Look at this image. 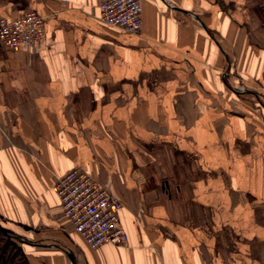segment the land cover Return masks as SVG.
<instances>
[{
    "label": "crops",
    "instance_id": "0c3cea01",
    "mask_svg": "<svg viewBox=\"0 0 264 264\" xmlns=\"http://www.w3.org/2000/svg\"><path fill=\"white\" fill-rule=\"evenodd\" d=\"M98 5L0 0L45 18L35 50L0 46V216L31 264H264V0H142L137 34ZM73 169L120 201L125 247L65 217Z\"/></svg>",
    "mask_w": 264,
    "mask_h": 264
},
{
    "label": "built area",
    "instance_id": "2783aa9c",
    "mask_svg": "<svg viewBox=\"0 0 264 264\" xmlns=\"http://www.w3.org/2000/svg\"><path fill=\"white\" fill-rule=\"evenodd\" d=\"M99 20L106 25L137 34L142 28V0H99ZM45 38V18L36 11L0 20V46L36 49ZM54 191L63 214L93 249L104 244L125 247L128 234L121 225L120 201L91 174L73 169L56 179Z\"/></svg>",
    "mask_w": 264,
    "mask_h": 264
},
{
    "label": "trees",
    "instance_id": "16d2710c",
    "mask_svg": "<svg viewBox=\"0 0 264 264\" xmlns=\"http://www.w3.org/2000/svg\"><path fill=\"white\" fill-rule=\"evenodd\" d=\"M6 220L0 216V264H31L15 233L4 229Z\"/></svg>",
    "mask_w": 264,
    "mask_h": 264
},
{
    "label": "rangeland",
    "instance_id": "374dc122",
    "mask_svg": "<svg viewBox=\"0 0 264 264\" xmlns=\"http://www.w3.org/2000/svg\"><path fill=\"white\" fill-rule=\"evenodd\" d=\"M3 225H5V228H7L8 230H10V231H12V232H14L15 233V236L16 235H21V239H25V237H23V235L25 234H22V232H20V230L18 229V228H16V227H14L13 225H9L8 223H5V224H3ZM21 233V234H20ZM15 239H16V237H15ZM21 239H16L19 243H21V245L24 243V241H22ZM26 240V239H25ZM26 242H30V241H27L26 240Z\"/></svg>",
    "mask_w": 264,
    "mask_h": 264
},
{
    "label": "water",
    "instance_id": "95a60500",
    "mask_svg": "<svg viewBox=\"0 0 264 264\" xmlns=\"http://www.w3.org/2000/svg\"><path fill=\"white\" fill-rule=\"evenodd\" d=\"M23 227H24V229H26V230H29V229H30V227L27 226V225H24ZM4 229L8 230V229L5 228V227H4ZM15 237H16V239H18V240L21 239V235H16ZM21 240L24 241V242L26 241L25 239H21ZM65 252H66L67 256L71 259V261H72L73 264H78L77 261H76V259H75V257H74V255H73L70 251L66 250Z\"/></svg>",
    "mask_w": 264,
    "mask_h": 264
}]
</instances>
